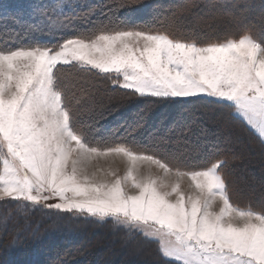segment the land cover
Listing matches in <instances>:
<instances>
[{"label":"snow or ice","instance_id":"snow-or-ice-1","mask_svg":"<svg viewBox=\"0 0 264 264\" xmlns=\"http://www.w3.org/2000/svg\"><path fill=\"white\" fill-rule=\"evenodd\" d=\"M142 7L138 0H38L29 12L36 22L21 17L33 39L47 42L0 45V195L110 219L129 236L158 240L161 255L182 264H264V203L233 207L230 149L217 147L218 163L210 167L188 155L203 148L207 129L193 141L191 122L177 112L146 143L100 141L92 125L81 122L85 113L105 119L140 98L149 103L120 125L131 135L148 125L155 104L212 100L264 143V0L259 25L247 24L237 38L202 37L177 25V12L165 16L167 9L136 15ZM113 100L120 103L109 109ZM109 153L144 155L163 172L187 169L199 191L133 178L139 191L132 194L122 186L125 178L108 181L88 171L90 158ZM53 198L59 202L47 203Z\"/></svg>","mask_w":264,"mask_h":264},{"label":"rangeland","instance_id":"rangeland-1","mask_svg":"<svg viewBox=\"0 0 264 264\" xmlns=\"http://www.w3.org/2000/svg\"><path fill=\"white\" fill-rule=\"evenodd\" d=\"M18 1V0H17ZM171 0H168L166 3H171ZM18 7V6H17ZM173 12H177V18H182L183 14H190V12H184V11H178L176 10H169V14L171 15ZM18 15H22V13H18ZM157 15V13H156ZM21 17H24L26 19L28 16H18L16 18L13 26H11V31L13 33L17 31L23 32L21 35V40H31L33 39L32 33L26 31L24 27L21 25ZM217 20L223 21L220 19V17H217ZM193 19V20H192ZM196 17L191 19H187L190 22H195ZM245 16L242 17L241 20L238 22H235V26H243L245 21ZM214 23H217V21H212ZM219 23V22H218ZM222 25V24H221ZM224 26V25H223ZM226 27V26H225ZM14 35L8 33H4L2 36H0L1 39L4 40V42H16ZM3 42V43H4ZM4 43L5 45H7ZM0 43V45H4ZM12 46V45H7ZM14 83V81H13ZM102 91V90H101ZM231 103V102H230ZM145 104H140L135 108L127 109L122 113L120 116H109V122L101 123L103 119H100L97 112L94 111L91 114L85 113L81 117V122L84 124H91L92 127V135L94 138H102L105 135H107L110 131L114 128L115 134H122L123 138L127 139L128 141H137L141 143H146L147 138L149 137V134L153 132L154 128L160 127L161 122L166 116L174 115L177 112H180L184 115L185 119L192 124H199L198 127L192 128V132L190 134V138L192 140H196V138L200 135V130L202 128L207 129L209 136L211 138L209 139H203L201 138V143L204 145L202 148V151L198 152V155L203 156L206 154V151L214 150L217 147L219 148H226L227 143H229V146L235 145L237 143L238 145H241L240 140L238 137L233 136V130L229 127H225L223 123V119L221 117V114L217 117L212 116H200L199 115H190V116H196L189 118L187 113L189 112V109L186 107H172V105L168 104L167 106L158 104L152 108V118L149 120L148 125L141 130H138L137 132L131 133L129 135L130 129H128L127 125H124L123 127H120L121 122L125 119V117H129L135 112H137L139 109L143 108ZM161 107V108H160ZM200 106L197 105L193 107L192 111L193 113L199 112ZM124 118V119H123ZM112 129V130H111ZM255 132L258 133L255 129H253ZM259 134V133H258ZM119 135V136H120ZM121 137V138H122ZM93 138V139H94ZM234 138L235 141H234ZM233 139V140H231ZM221 141V142H220ZM221 145H220V144ZM223 143V144H222ZM220 145V146H219ZM224 145V146H223ZM248 149L251 151V147L248 146ZM245 150V149H244ZM195 152H191L189 154H192ZM3 154V149L0 148V156ZM202 154V155H201ZM196 155V154H195ZM246 159H248V155H245ZM246 162V161H245ZM214 163H218V161H215ZM244 163V162H243ZM88 165V171L90 173H93L97 175L98 177H101L108 181H114L117 177L125 178L122 180V186L130 193L135 194L139 191V189L135 188L133 183V178H135L136 182L141 181H147L149 178L156 180L158 184H163L165 186L166 190H170L172 187H176L179 185L180 190L184 191H193L191 187L194 189V191L197 189L196 186L193 184V180L190 178L186 179V177H189L187 173V170H181L180 173H177L175 170H172L171 172H163L159 169V167L151 161H148L144 155H138L135 158L129 157L125 154H97L93 158H90L87 161ZM261 168L264 167V162L260 163ZM70 166V161H69ZM211 166V165H210ZM208 166V167H210ZM257 170L250 172V178H256L253 181H255L257 184H259L260 187L253 186L252 180L245 184H239L240 188L241 185H244L242 189H244L245 186H248L246 188V193L248 192H255L257 194L256 199V205L260 206L262 203H264V199L261 198V196L264 194V169L259 168V166H255ZM0 169H2V161H0ZM203 170V169H200ZM243 173V168H238L237 173V179L244 178V174L246 175L247 172ZM184 174V175H183ZM186 176V177H184ZM247 176V175H246ZM254 182V183H255ZM3 185H0V188H2ZM260 188V189H259ZM248 189V190H247ZM241 190V189H240ZM27 203L31 206H34L36 208L35 210L38 211V215H28V217L34 216L36 219L35 229L33 230L34 235L37 234L38 229L41 230L38 232L39 235H53L54 240H60L61 243L64 246V249L67 251L66 259H57V256L59 255V252L52 251V249H49V244H47V250L51 251L52 254L49 257L48 261H54V264H112L114 263V259L119 257H123L125 255H128L130 257L129 262L123 263V264H165L163 261V256L161 255V252L159 251V242L158 240L152 239V240H146L144 237L137 235V237H128L126 235H118L115 233V229H111V226L109 227L110 230H108L107 233H109V236L106 237L104 234H100L101 232H98V230L103 231L101 229H104V225L107 222H113L112 220H107V222H100L93 218H84V217H75L71 214H65L62 211H52L47 210L45 208H41L40 206L34 204L33 202L24 201L21 199H15L10 198L4 195H0V205L4 206L5 203ZM59 201L55 198L50 199L47 201L49 204H55ZM217 203H220V201H217ZM0 206V207H1ZM220 207H223V205L220 203ZM234 208L242 209L238 205H233ZM15 209V208H14ZM16 210V209H15ZM14 210V213L8 212L7 216L2 219L1 222L4 224L5 221L11 220V215L16 214ZM214 211H218L216 208V205L213 206ZM246 210V209H245ZM39 212H41L39 214ZM33 213V212H32ZM233 217H238L237 212H233ZM27 215H24L23 217H20V220H30L26 219ZM33 222V221H32ZM237 222L240 223L239 219H237ZM27 222L25 224L23 223L22 228H25ZM40 224L41 228L38 226ZM103 228H102V227ZM38 228V229H37ZM44 228L45 231H44ZM107 228V227H106ZM119 228V227H118ZM43 229V230H42ZM23 231L16 230V237L14 238L11 248L7 249L8 252H14L17 253V250L22 248L18 242L15 239L20 240L23 235H25ZM123 230V229H122ZM102 239L101 244L99 243V247L102 248H92L91 247L93 241L97 237ZM36 238L38 236L36 235ZM119 241L117 245H114V241ZM115 241V242H116ZM78 242V245L76 244ZM22 244V243H21ZM76 244V245H74ZM78 247V248H77ZM34 248H31V251H33ZM75 250V251H74ZM112 251V252H110ZM46 252V250H45ZM115 252V253H114ZM106 253L109 255L106 256ZM158 254V257L156 256ZM59 257V256H58ZM156 257V258H155ZM108 258V259H107ZM172 260H175V258H169ZM104 260H107L104 262ZM176 261V260H175ZM180 264L182 262L176 261ZM25 264H28V261L25 262ZM35 264H39V262H35Z\"/></svg>","mask_w":264,"mask_h":264},{"label":"trees","instance_id":"trees-1","mask_svg":"<svg viewBox=\"0 0 264 264\" xmlns=\"http://www.w3.org/2000/svg\"><path fill=\"white\" fill-rule=\"evenodd\" d=\"M167 1L168 0H138L139 4L142 5L143 7L139 9V12L136 13V15L149 14L150 16H154L156 15V13L158 14V12L162 9L168 10L164 12L165 16H170L169 10L172 11V9L173 10L179 9V11H184V12L188 11L190 12L192 16L188 14L187 15L183 14L182 18L176 19L175 23L177 25H183V26L195 28L198 34H201L202 37H205V36L206 37H218L220 34L221 38L222 37L237 38L238 36L243 34V30L247 24L252 23V24L259 25L260 19H261V10L259 8L261 0H171L172 1L171 3H166ZM36 2H38V0H18V1L17 0H0V36H2L4 33L5 34L8 33V35L12 34L14 35L13 37L15 38V41H16V42L6 43L4 42L3 39L0 38V43L2 44L6 43L7 45L13 46V45H24V44L36 43V42H47V41H39L36 39L23 41L21 40V35L23 34V32L17 31L13 33V31H11V26H13L18 16H23V15L28 16L26 19H24L23 17V20L27 23L36 22L35 19L29 17L30 6ZM43 2L46 4H51V3L57 2V0H43ZM89 2H95V0H89ZM183 3L185 4V6H183L184 5ZM242 5H255L256 7H248L247 9H245L241 7ZM20 12L22 13V15H18V13ZM244 16L246 19L245 20L246 23L243 26L236 27L235 22H238ZM191 17L193 18L196 17L195 19L196 21L190 22L189 20H187V19H191ZM217 17H220V19L223 21L217 20L218 19ZM212 21H217V23H214ZM156 26L159 27V25H156ZM231 30H232V33H231ZM209 34L210 35L212 34V35L210 36ZM44 35H49V33L46 32L44 33ZM97 84L102 91L105 90V87H106L105 81L99 80L97 81ZM118 103H120L118 100H113L108 104V108L109 109L114 108L117 106ZM146 103H149V102L143 99H140V98H135V99H131L129 101L123 102L121 106L119 107V111L115 113L113 116H120L122 115V113H124L125 110L127 109L129 110V109L137 107L140 104H146ZM168 104L172 105V107L176 106V108L177 107L188 108L189 112L187 113V115L189 118L196 117L199 114L200 116H203V115L208 116V117L212 116L213 118L221 114L224 126L232 129L233 136L238 137L241 143V145H238L237 143H235V145L229 146V143L225 141V143L227 144L226 145L227 147L221 148V149H230L231 154L234 156V158L230 160L228 167L226 169V172L228 173V176H229V181L231 183V186L234 189L235 196H236L234 205L236 204L240 206L242 209H247L249 207L258 208L259 206L256 205L257 194H255V192H248L247 194H245L246 193L245 190L246 188H248V186H245L244 189H242L244 185H241V188H240L239 184H245L247 182L250 183V181L252 180L253 186H256V188L260 187L259 184L253 181L254 179L256 180V178H253V179L250 178V172L257 170L255 166L257 167L259 166L260 170L264 169V167L261 168V165H259L260 163L264 162V155H263L264 154V143H261L259 134L255 132L254 130H249V128L245 127L242 123H240L239 120H235L229 117L228 116L229 109L224 105L214 103L212 100L193 99L190 102L166 103L162 105L167 106ZM197 105L200 106L199 107L200 110L197 113H193L192 109L193 107ZM190 115H196V116H190ZM105 122H109V118H105L101 121V123H105ZM97 126L92 125V127L94 128ZM198 126L199 124H192V128H196ZM113 130L110 131L107 135H105L102 138H97V137L96 138L93 137V138L96 140H100V141H107V140H115L117 137L123 136L122 134L121 135L115 134ZM209 138L211 137L209 136L208 139ZM235 139L236 138H234V141ZM248 146L251 147V151L248 149ZM200 151H202V149ZM215 152H216V149L214 148V150L206 151V154L203 156L198 155V153L196 152L192 154H188V155L190 156L192 160L197 161L200 165L210 166L212 163L217 161L214 158ZM245 155H248V159L245 158L246 157ZM239 167L243 168L242 174H244V172H247L246 174L247 176L244 174L243 176L244 178H241V179L236 178ZM200 169H203V167L198 168L197 170H200ZM182 170H187V169H182ZM261 198L264 199V194L261 196ZM35 209L36 208H34V206H31L27 203H22V202L20 203L8 202V203H5L4 206L0 207V218H3V219L5 216H7L8 212H10V214L11 212L14 213V210L16 212V214L11 215L10 217L11 220L5 221L4 224L1 222L2 219H0V264H25L26 261H28V264H35V262H39V264H54L55 263L54 261H48L52 252L47 250V247H48L47 244H49V247H50L49 249H52V251L54 252L56 251L59 252V255H58L59 257L57 256V259H66L67 251L64 249L65 245H63L60 240H54L52 234H49V235L45 234L44 236L39 235L38 232H40L41 230H39L38 228H37L38 229L37 234L35 235L33 234L35 233L33 232V230L35 229L34 225L36 224L35 223L36 219L34 216L38 215L37 213L39 211V210L36 211ZM40 213L41 212H39V214ZM33 214L34 216H32L31 218L28 217V215L31 216ZM24 215H27L26 219H30V220H20L19 219L20 217H23ZM25 222H27L25 225V228H22V225L23 223L25 224ZM38 226L40 227L41 225L38 224ZM110 226H111V229L116 230L115 233H117L118 235H126L131 238L137 237V235L129 236L127 230L122 227H119V228L114 227L113 222L105 223L104 229H101L103 231L98 230V232H101L100 234H104V236L108 237L109 233L107 232L108 230H110L109 229ZM23 229H25L24 230L25 235H23V237H21L20 240L19 238L15 239L16 241H19L18 244L22 248L18 249L17 253L8 252L7 249L11 248L12 243H13L12 240H14V238L16 237V234H15L16 230H19L20 232V231H23ZM45 229L46 228H44V231ZM36 235L38 236V238H36ZM101 240L102 239L99 236L95 239V241L92 242V244H89V245H91V247L94 246L92 247L94 249H96L97 247L100 248L99 243L101 242ZM115 241L113 242V244L117 245L119 241L118 242L117 241L115 242ZM76 244L78 245V242H76ZM31 248H34V250L31 251ZM107 255L108 254L106 253V256ZM156 256L158 257V254H156ZM129 260H130V257L128 255H125L121 258L119 257L115 258L113 260L114 263L112 264H123V263L129 262ZM166 260H172V259H169V258L163 259L164 262ZM105 261L107 260H104V262ZM172 264H180V263L176 262L175 260H172Z\"/></svg>","mask_w":264,"mask_h":264},{"label":"crops","instance_id":"crops-1","mask_svg":"<svg viewBox=\"0 0 264 264\" xmlns=\"http://www.w3.org/2000/svg\"><path fill=\"white\" fill-rule=\"evenodd\" d=\"M184 175V174H183ZM184 177H186V176H184ZM191 176L189 175V177H186V179H188V178H190ZM192 179V178H191ZM196 183H197V181H194L193 182V184L196 186ZM191 189L193 190L192 192H198L199 190L198 189H196L195 191H194V189L191 187ZM220 204V203H219ZM222 204V203H221Z\"/></svg>","mask_w":264,"mask_h":264},{"label":"bare ground","instance_id":"bare-ground-1","mask_svg":"<svg viewBox=\"0 0 264 264\" xmlns=\"http://www.w3.org/2000/svg\"><path fill=\"white\" fill-rule=\"evenodd\" d=\"M183 4H184V3H183ZM183 4H182V5H183ZM189 5H190V4H189ZM183 6H185V4H184ZM187 6H188V5H187ZM227 30H228V29H227ZM235 31H236V30H235ZM227 32H229V31H227ZM227 32H226V33H227ZM211 33H212V32H211ZM231 33H232V30H231ZM234 33H235V32H234ZM236 33H237V32H236ZM217 34H218V33H217ZM222 34H223V33H222ZM209 35H210V34H209ZM209 35H208V36H209ZM211 35H212V34H211ZM211 35H210V36H211ZM219 36H220V34H219ZM219 36H218V37H219ZM220 37H221V36H220ZM256 144H257V143H256ZM263 155H264V154H263ZM210 158H212V157H210ZM87 166H88V165H87Z\"/></svg>","mask_w":264,"mask_h":264}]
</instances>
